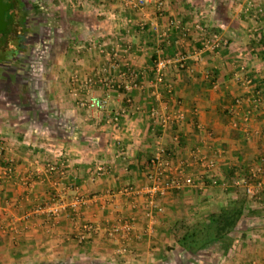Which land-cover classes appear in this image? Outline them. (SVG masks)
Here are the masks:
<instances>
[{
  "label": "crops",
  "instance_id": "1",
  "mask_svg": "<svg viewBox=\"0 0 264 264\" xmlns=\"http://www.w3.org/2000/svg\"><path fill=\"white\" fill-rule=\"evenodd\" d=\"M61 5L62 25L46 47L44 112L40 103L23 110L7 92L0 101V264H183L172 254L181 248L175 223L206 220L250 177L263 195L247 203L238 229L245 235L218 261L264 264V110L254 104L257 84L249 88L240 78L250 66L264 74V0ZM159 58L168 59L162 79L154 69ZM126 82L133 83L127 91ZM93 96L108 106L87 108L83 102ZM122 108L129 112L126 133L108 125ZM158 141L190 166L197 185L158 196L151 217L142 192L119 191L147 185ZM5 155L13 159L10 175L3 173ZM203 159L216 167L209 170ZM100 162L109 170L93 178ZM54 163L64 164L49 171ZM113 192L120 193L115 200ZM52 194L68 202L80 195L86 203L55 216L47 208ZM121 216L134 220L138 238L118 255L106 228ZM86 223L99 229L80 241Z\"/></svg>",
  "mask_w": 264,
  "mask_h": 264
},
{
  "label": "built area",
  "instance_id": "2",
  "mask_svg": "<svg viewBox=\"0 0 264 264\" xmlns=\"http://www.w3.org/2000/svg\"><path fill=\"white\" fill-rule=\"evenodd\" d=\"M148 0H137L138 6H143ZM159 5L162 4L161 1L158 2ZM210 43L207 42V45ZM214 43V42H212ZM217 43V42H216ZM216 43H214L212 46L215 47ZM180 62H183V58L180 56ZM168 59L165 58H159L155 61L154 69L157 72L158 76H163L164 69L167 66ZM251 68V66H250ZM249 67H245L244 70L246 74L241 72L240 78L242 79L243 83L246 84L248 87L250 85L257 84L254 88V104L257 108H262L264 110V95L261 94V89L258 88V82L260 83V80L264 81V74H258L254 69H250ZM256 75V76H255ZM136 77V74L133 75ZM92 79H88L86 81V84L92 85L93 84ZM133 86V83H125L122 85V87L125 89V91L130 90ZM85 106L89 109H105L108 106V99L107 98H99L96 96L90 97L86 99V101L83 102ZM156 111L153 112V118H156ZM128 111L126 109L122 108L119 111H116L109 115L108 117V125L113 127L114 130L118 131H124L127 132L125 129V122L124 117L128 115ZM157 119V118H156ZM122 140V139H120ZM122 154H127V148L122 147L121 150ZM2 154V153H1ZM5 160V167L3 168V173L6 175H10V173L14 170V164L13 159L4 156ZM204 160V159H203ZM201 160V161H203ZM213 161L204 160V165L206 168L211 169L213 167ZM64 163H54L50 164L48 166L49 171H60L61 165ZM64 166V165H63ZM109 168L107 167V164L105 162H100L98 165H96L92 177L97 178L105 173H107ZM191 168L190 166L181 165L176 160V157L174 153L166 148L164 145L161 144V142H157V147L155 150L154 155L150 159L147 170H146V177L148 180L147 185L141 190L136 189L134 186H127L120 190L124 195H131L133 193L142 192L143 195L146 196V205L148 206L147 212L145 214L147 216H153V212L150 208V206H156V198L158 196L164 195L167 193L168 190L172 188L182 189L186 186H195L197 185V179L196 177L190 173ZM205 172V171H204ZM209 174V172H205L204 177ZM213 178V177H212ZM213 183L217 184L218 180L216 178H213ZM234 184H238V181L234 182ZM207 185V183H206ZM258 187L256 184H248V192L250 194H255L258 192ZM111 193V200H115L116 196L119 195ZM86 203V199L83 196L77 195L74 197V199L70 202L64 201L61 199L60 196L56 194H52L49 198L47 208L48 210L55 216H58L63 209L69 208V215L78 212L80 207ZM159 210L162 209V207L157 206ZM99 229V226L94 223H86L83 226L82 231L79 234L80 241H84L92 236V234L96 233ZM136 227L134 225V220L132 218L130 219H124L122 216L116 219V221L108 226L106 228V233L108 237L111 240L117 241V245L115 248V253L118 255H123L125 253H128L130 251V245L135 241V238H138L136 233ZM246 264H252V263H246Z\"/></svg>",
  "mask_w": 264,
  "mask_h": 264
},
{
  "label": "rangeland",
  "instance_id": "3",
  "mask_svg": "<svg viewBox=\"0 0 264 264\" xmlns=\"http://www.w3.org/2000/svg\"><path fill=\"white\" fill-rule=\"evenodd\" d=\"M19 1L23 5L25 14L22 18L23 24L20 23V18H17L14 35L19 30H23L25 36L21 40H18V38L14 39L13 36V43L4 46L3 48L6 47L5 49H1L0 101H2L3 94L7 92L12 96V100L19 103L23 110L30 111L35 108L36 103H40L43 109L42 111L44 112L46 102L42 96L43 88L45 87V83H47L45 78L46 47L52 35L51 31H54L55 28H59L62 25L61 9L64 6L61 5V0H56L54 2L55 5L51 0ZM16 44L18 48L15 47ZM251 87L252 85L249 86V88ZM4 101L6 102L7 100L4 99ZM215 167L216 163H213L211 169ZM210 184L211 186L217 185L213 183V179ZM174 253L179 255V259L182 262L185 260L183 264H201V259H204L203 264H221L218 261L221 252H219V247L216 245L199 252L187 251L181 247L173 251L172 254ZM199 254L202 258L198 256Z\"/></svg>",
  "mask_w": 264,
  "mask_h": 264
},
{
  "label": "trees",
  "instance_id": "4",
  "mask_svg": "<svg viewBox=\"0 0 264 264\" xmlns=\"http://www.w3.org/2000/svg\"><path fill=\"white\" fill-rule=\"evenodd\" d=\"M5 1L11 3V8L6 12L7 27L4 32H0V47L13 43L16 20L20 18V23L23 24L22 18L25 14L19 0ZM252 178L245 182L241 181L243 187H240L242 189L238 196L230 200L226 206L212 211L206 220L196 223L184 220L176 222L172 232L179 246L187 251L199 252L216 245L219 247L220 255L226 254L232 248L235 238L245 235L238 229L244 220L247 203L263 195L262 189H258L255 194L248 192V184L253 182Z\"/></svg>",
  "mask_w": 264,
  "mask_h": 264
},
{
  "label": "water",
  "instance_id": "5",
  "mask_svg": "<svg viewBox=\"0 0 264 264\" xmlns=\"http://www.w3.org/2000/svg\"><path fill=\"white\" fill-rule=\"evenodd\" d=\"M11 8V3L0 0V32H4L7 27L6 12Z\"/></svg>",
  "mask_w": 264,
  "mask_h": 264
},
{
  "label": "flooded vegetation",
  "instance_id": "6",
  "mask_svg": "<svg viewBox=\"0 0 264 264\" xmlns=\"http://www.w3.org/2000/svg\"><path fill=\"white\" fill-rule=\"evenodd\" d=\"M25 35H24V32H23V30H19V32H17V34H15L14 35V39L15 38H18V40H21L23 37H24ZM14 44H15V42H14ZM9 45V44H8ZM4 46H7L6 44L5 45H2L1 47H0V52L2 51L1 49L4 47ZM15 47H17V44L15 45ZM6 48V47H5ZM5 48H3V49H5ZM18 48V47H17ZM16 51V50H15Z\"/></svg>",
  "mask_w": 264,
  "mask_h": 264
}]
</instances>
